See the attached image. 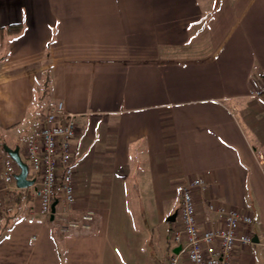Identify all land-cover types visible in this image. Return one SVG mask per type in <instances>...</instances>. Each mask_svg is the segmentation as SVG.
Here are the masks:
<instances>
[{"label":"crops","instance_id":"crops-1","mask_svg":"<svg viewBox=\"0 0 264 264\" xmlns=\"http://www.w3.org/2000/svg\"><path fill=\"white\" fill-rule=\"evenodd\" d=\"M212 2L0 0V138L13 148L9 130L33 120L29 136L48 100H63L78 125L74 216L95 218L62 234L29 189L16 193L0 264H163L180 250L172 217L196 177L201 224L210 204L250 212L256 239L233 264H264V94L253 93L264 83V0ZM12 24L21 31L7 33Z\"/></svg>","mask_w":264,"mask_h":264},{"label":"built area","instance_id":"built-area-1","mask_svg":"<svg viewBox=\"0 0 264 264\" xmlns=\"http://www.w3.org/2000/svg\"><path fill=\"white\" fill-rule=\"evenodd\" d=\"M253 93L263 95L264 83ZM77 135L76 114L67 109L63 100L49 99L45 113L24 145L28 177L35 182L28 188H19L16 184L19 165L10 155H0V225L5 221L9 204L16 199L15 192L29 189L40 212L50 218L54 216L53 220L60 225L59 232L92 227L93 211L81 213L78 219L70 217L76 202L74 141ZM256 156L264 168V153L258 151ZM198 188L205 189L200 177L192 179L181 190L179 224L170 235L180 250L163 264H233L235 250L253 242L254 217L250 212L210 204L208 211L212 215L202 225L194 198V190ZM215 213L220 219L213 217Z\"/></svg>","mask_w":264,"mask_h":264},{"label":"rangeland","instance_id":"rangeland-1","mask_svg":"<svg viewBox=\"0 0 264 264\" xmlns=\"http://www.w3.org/2000/svg\"><path fill=\"white\" fill-rule=\"evenodd\" d=\"M201 1H203V0H201ZM219 2H220V0H213V2H212V4H213V6L215 7L216 5H218L219 4ZM2 35L0 34V57H2V56H4V53L6 52V50H7V43H8V39L6 38L5 40H4V38L3 37H1ZM42 95V97H41V99H42V102H46L47 100H48V98H49V94H47V93H45V94H41ZM33 125H34V123H33V120L32 121H30V122H26V123H23V124H21V125H19V126H17L16 128H13V129H11V130H9V134L10 135H6L5 134V137H6V140L9 142L8 144H9V146H11V147H13V148H16L17 146L20 148V154H21V156H22V159L24 160V161H26L27 162V160H26V158H25V156H24V145H25V142H26V139H27V137H28V134L32 131V128H33ZM3 145H4V143L2 142V140H1V138H0V151L3 153V154H7L5 151H4V147H3ZM31 176V175H30ZM33 198V197H32ZM249 204L251 205V206H253L252 205V203L251 202H249ZM71 210H72V207H71ZM73 210H74V208H73ZM72 210V211H73ZM71 211V214H70V217L71 218H76V219H78V218H80L81 217V215L82 214H76L75 216H74V211L72 212ZM87 211H92L91 209H86V210H84L82 213H85V212H87ZM257 216V215H256ZM148 218H149V216H148ZM257 219H258V216H257ZM149 220H150V218H149ZM55 224H56V230L59 232L60 230H59V228H60V225L56 222V221H53ZM156 226V225H155ZM255 226L257 227V221L255 222ZM73 229V228H72ZM76 229V228H75ZM159 229H161V230H159ZM83 230H85V229H83ZM87 230V229H86ZM161 231H162V228H160V227H157L156 229H155V231L153 232V236H152V240H151V246H152V248L153 247H156V249L158 248L159 249V251H160V246H159V235H161ZM68 232V231H67ZM67 232H59V233H62V234H65V233H67ZM161 244H163L162 243V241H161ZM148 247H149V245H148ZM158 251V250H157Z\"/></svg>","mask_w":264,"mask_h":264},{"label":"water","instance_id":"water-1","mask_svg":"<svg viewBox=\"0 0 264 264\" xmlns=\"http://www.w3.org/2000/svg\"><path fill=\"white\" fill-rule=\"evenodd\" d=\"M4 147V151L10 155L19 165L20 167V172L16 175V184L19 188H28L29 186H31L35 180L34 179H30L28 177L29 175V165L22 159V156L20 154V148L17 146L16 148H10L7 145H3ZM56 204L57 201H55L52 205V211L53 213L56 210ZM178 212H175L172 220H175L176 216H177ZM54 216H51V220H53ZM256 239V236L254 237Z\"/></svg>","mask_w":264,"mask_h":264},{"label":"trees","instance_id":"trees-1","mask_svg":"<svg viewBox=\"0 0 264 264\" xmlns=\"http://www.w3.org/2000/svg\"><path fill=\"white\" fill-rule=\"evenodd\" d=\"M21 28H22V26L20 24L8 25L6 27V32L9 34L19 33L21 31ZM2 33H3V31L1 30L0 34L2 35ZM49 81H50V74L47 72V73H45L44 78L42 79V82L40 83L41 84V90H40L41 93H40L38 99H41V97H42L41 94H45V93L48 94ZM25 191L28 192V189H19V191L15 192V193L20 194V193H23ZM52 221H54V220H52Z\"/></svg>","mask_w":264,"mask_h":264},{"label":"bare ground","instance_id":"bare-ground-1","mask_svg":"<svg viewBox=\"0 0 264 264\" xmlns=\"http://www.w3.org/2000/svg\"><path fill=\"white\" fill-rule=\"evenodd\" d=\"M27 163V162H26Z\"/></svg>","mask_w":264,"mask_h":264}]
</instances>
